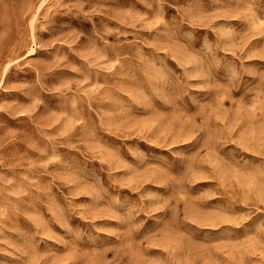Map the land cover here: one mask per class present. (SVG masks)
<instances>
[{
    "label": "rangeland",
    "instance_id": "374dc122",
    "mask_svg": "<svg viewBox=\"0 0 264 264\" xmlns=\"http://www.w3.org/2000/svg\"><path fill=\"white\" fill-rule=\"evenodd\" d=\"M0 264H264V0H0Z\"/></svg>",
    "mask_w": 264,
    "mask_h": 264
}]
</instances>
